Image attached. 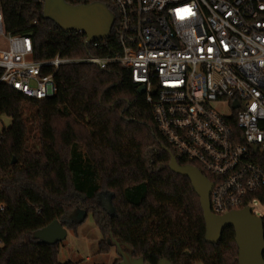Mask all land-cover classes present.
I'll return each instance as SVG.
<instances>
[{"label":"trees","instance_id":"1","mask_svg":"<svg viewBox=\"0 0 264 264\" xmlns=\"http://www.w3.org/2000/svg\"><path fill=\"white\" fill-rule=\"evenodd\" d=\"M0 8L9 33L32 38L36 60L114 55L80 33L62 32L40 0H0ZM55 82L57 94L45 100L0 83V117L13 119L0 135V264H61L60 244H43L33 234L55 220L73 229L69 202L98 205L102 192L110 204L101 231L110 239L101 254L115 239L150 264H239L234 228L216 245L205 241L200 198L187 177L171 171L163 146L180 165L193 163L158 130L129 70L70 64Z\"/></svg>","mask_w":264,"mask_h":264},{"label":"built area","instance_id":"2","mask_svg":"<svg viewBox=\"0 0 264 264\" xmlns=\"http://www.w3.org/2000/svg\"><path fill=\"white\" fill-rule=\"evenodd\" d=\"M68 1L113 7L110 37L91 44L114 55L36 60L32 38L9 33L0 8V83L45 100L63 66L120 65L176 154L214 177L212 212L251 208L264 222V0Z\"/></svg>","mask_w":264,"mask_h":264},{"label":"water","instance_id":"3","mask_svg":"<svg viewBox=\"0 0 264 264\" xmlns=\"http://www.w3.org/2000/svg\"><path fill=\"white\" fill-rule=\"evenodd\" d=\"M44 4L45 17L52 19L65 33H81L86 36V43L108 39L113 24V18L102 4H93L94 11L101 13V19L91 16L90 8L85 6H72L66 0H40ZM145 88L139 93L143 95ZM238 105L236 104L235 107ZM170 154L169 167L176 174L187 177L200 198L206 222V238L209 244L216 245L222 240L227 228H234L235 241L238 246L239 264H264V222L252 214L251 208L232 211L226 215H215L211 208V193L214 183L197 167L182 166L170 149L163 146ZM109 206V205H108ZM109 210V207H106ZM68 229L62 222L55 220L45 228L33 234L35 240L43 244H61L67 239ZM110 243V242H109ZM121 259L119 264H150L144 257H134L133 250L125 251L120 242L112 239L111 243ZM158 264H172L168 260H161Z\"/></svg>","mask_w":264,"mask_h":264},{"label":"rangeland","instance_id":"4","mask_svg":"<svg viewBox=\"0 0 264 264\" xmlns=\"http://www.w3.org/2000/svg\"><path fill=\"white\" fill-rule=\"evenodd\" d=\"M218 109L222 114L229 113V108L225 105L220 104ZM26 115L30 117L31 111L26 110ZM12 124V118L7 115L1 116L0 135ZM34 128L32 126L31 142L37 136ZM101 196L98 198V205L82 201L69 202L71 209L69 220L70 223L74 224V228L68 230L67 239L60 244L59 260L61 264H119L118 261L121 259L116 247H111L108 254L100 253V247L106 249V241L110 239L108 233L105 234L101 231V226L105 228L108 226V216L104 210V203L106 206L110 204L109 193L102 192ZM256 210L264 214V206L259 205Z\"/></svg>","mask_w":264,"mask_h":264},{"label":"flooded vegetation","instance_id":"5","mask_svg":"<svg viewBox=\"0 0 264 264\" xmlns=\"http://www.w3.org/2000/svg\"><path fill=\"white\" fill-rule=\"evenodd\" d=\"M102 5H103V7L108 11V13L110 14V15H108V16H110V17H114L113 14H112V12H111L110 7H109L108 5H105V4H102ZM85 7L90 8V12H91L90 15H91V16L96 17V18H98V19H101V20H103V22L105 21L103 15H102L101 13L97 14L96 11H94V8H93L92 5H86ZM113 23H114V18H113ZM112 26H113V24H112ZM101 197H102V196L100 195L99 198H101ZM107 206H108V205H107ZM107 206H106L105 203H104V207L106 208Z\"/></svg>","mask_w":264,"mask_h":264}]
</instances>
